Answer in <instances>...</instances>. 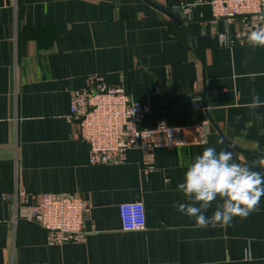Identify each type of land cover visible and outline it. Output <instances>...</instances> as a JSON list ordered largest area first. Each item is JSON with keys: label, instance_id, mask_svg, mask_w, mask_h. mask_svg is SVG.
<instances>
[{"label": "crops", "instance_id": "1", "mask_svg": "<svg viewBox=\"0 0 264 264\" xmlns=\"http://www.w3.org/2000/svg\"><path fill=\"white\" fill-rule=\"evenodd\" d=\"M150 2L178 5L183 26L144 0H0V264H264V197L260 211L226 228L198 229L174 207L188 202L177 186L204 148L242 165L264 152V107H247L264 100V48L222 46L220 35L240 23L212 22L197 0ZM94 76L150 108L142 128L207 119L208 143L158 149L151 162L130 150L122 165H90L69 118ZM18 188L88 201L85 239L48 246L44 229L17 217L27 208L7 200ZM132 202L145 206L144 231L122 230L118 206Z\"/></svg>", "mask_w": 264, "mask_h": 264}, {"label": "built area", "instance_id": "2", "mask_svg": "<svg viewBox=\"0 0 264 264\" xmlns=\"http://www.w3.org/2000/svg\"><path fill=\"white\" fill-rule=\"evenodd\" d=\"M197 3L209 7L214 23L221 20L229 26L236 21L240 23V29L225 32L232 38L231 46L243 41L242 33L250 26L253 15L264 14V0H197ZM90 83V88L73 98L69 120L80 139L89 145V164L92 166L122 165L130 150L146 153L151 162L158 149L205 145L212 135V126L207 119L177 127L159 122L152 129L142 128L141 122L150 113L147 105L135 100L122 87H108L101 76L92 77ZM193 109H202L198 99L194 101ZM150 169L152 166L147 164L145 171ZM7 200L14 204L16 211L27 208L24 215L17 212V217L44 229L48 246L78 243L88 234L84 225L92 207L78 195L27 194L18 188L14 198L8 196ZM118 213L124 232L146 229L143 203L120 204Z\"/></svg>", "mask_w": 264, "mask_h": 264}, {"label": "clouds", "instance_id": "3", "mask_svg": "<svg viewBox=\"0 0 264 264\" xmlns=\"http://www.w3.org/2000/svg\"><path fill=\"white\" fill-rule=\"evenodd\" d=\"M242 39L252 53L264 48V14L252 16ZM219 43L230 47L232 38L228 33L221 34ZM247 107L254 112L264 107V100L256 95ZM257 167L264 168V152L251 165H242L234 162L233 153L225 150L217 152L214 147H206L189 163L183 182L177 186L188 202H177L174 207L194 219L198 229L218 225L226 228L236 217L246 219L261 210L259 206L264 197V173L255 170ZM218 200L215 210L208 215V210Z\"/></svg>", "mask_w": 264, "mask_h": 264}, {"label": "water", "instance_id": "4", "mask_svg": "<svg viewBox=\"0 0 264 264\" xmlns=\"http://www.w3.org/2000/svg\"><path fill=\"white\" fill-rule=\"evenodd\" d=\"M147 4H149L150 6H152L153 8H155L156 10L162 12L163 14H165L166 16H168L177 26L182 27L184 24V20L181 18L180 13H181V8L178 5H175L173 8L171 9H165L162 8L161 6H158L152 2H150V0H144Z\"/></svg>", "mask_w": 264, "mask_h": 264}]
</instances>
